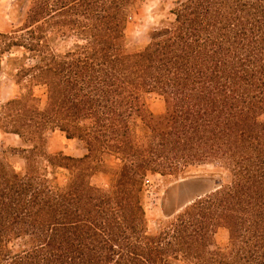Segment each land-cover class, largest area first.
Returning a JSON list of instances; mask_svg holds the SVG:
<instances>
[{"label":"trees","instance_id":"1","mask_svg":"<svg viewBox=\"0 0 264 264\" xmlns=\"http://www.w3.org/2000/svg\"><path fill=\"white\" fill-rule=\"evenodd\" d=\"M145 2L13 4L0 71L19 91L0 132L22 146L0 149V264H264V0H161L132 44ZM57 131L87 153L52 150ZM106 156L120 160L108 189L92 183ZM208 164L228 179L152 232L148 176Z\"/></svg>","mask_w":264,"mask_h":264},{"label":"rangeland","instance_id":"2","mask_svg":"<svg viewBox=\"0 0 264 264\" xmlns=\"http://www.w3.org/2000/svg\"><path fill=\"white\" fill-rule=\"evenodd\" d=\"M16 0H0V31H9L22 24V20L13 23L11 10ZM161 0H146L143 8L134 14L129 25V38L132 44L141 43L145 40L147 29L154 24L160 11L159 2ZM171 3L174 0H169ZM29 3H24L23 11L27 9ZM159 10V11H158ZM74 40L61 43L59 48L65 50L73 44ZM7 66L4 71H0V100H7L18 94V86L10 79L7 74ZM36 93L45 97L46 89L37 88ZM150 105L155 113L164 110L163 98L157 94L150 95ZM5 146L21 147L20 138L14 134H4L0 132V149ZM84 145L79 140L69 141L66 136L57 131L51 135L50 148L54 151L64 150L67 154L83 155L86 153ZM10 156L17 167L22 170L25 161L21 158L19 151H9ZM106 167H101L92 178V183L104 189H108L114 178L113 169L120 163L115 156L104 157ZM65 173V172H63ZM203 177L218 178L221 183L223 179H228V174L217 164H208L188 168L179 176L150 174L146 181V208L148 212L149 229L158 232L162 224L173 216L179 209L182 200L196 187ZM187 182V183H186ZM191 183V184H190ZM193 184V185H192ZM229 242V231L218 228L214 243L216 247H225Z\"/></svg>","mask_w":264,"mask_h":264},{"label":"water","instance_id":"3","mask_svg":"<svg viewBox=\"0 0 264 264\" xmlns=\"http://www.w3.org/2000/svg\"><path fill=\"white\" fill-rule=\"evenodd\" d=\"M220 185H221V181L218 178H212V177L201 178L200 181L197 183V186L192 190H190L189 191L190 193H188V195L182 200L179 209L191 203L195 199L205 195L206 193L216 189Z\"/></svg>","mask_w":264,"mask_h":264},{"label":"crops","instance_id":"4","mask_svg":"<svg viewBox=\"0 0 264 264\" xmlns=\"http://www.w3.org/2000/svg\"><path fill=\"white\" fill-rule=\"evenodd\" d=\"M67 138V137H66ZM69 141H73V140H77V139H69V138H67ZM84 148V150H86V153H87V149L85 148V147H83ZM85 153V154H86ZM69 154V153H68ZM85 154H83V155H73V156H77V157H81V156H84ZM69 155H72V154H69Z\"/></svg>","mask_w":264,"mask_h":264},{"label":"bare ground","instance_id":"5","mask_svg":"<svg viewBox=\"0 0 264 264\" xmlns=\"http://www.w3.org/2000/svg\"><path fill=\"white\" fill-rule=\"evenodd\" d=\"M187 183V182H186ZM191 184V183H190ZM193 185V184H192ZM197 186V185H196Z\"/></svg>","mask_w":264,"mask_h":264}]
</instances>
